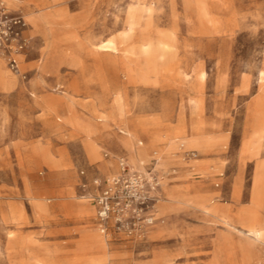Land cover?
I'll return each mask as SVG.
<instances>
[{
  "label": "rangeland",
  "instance_id": "obj_1",
  "mask_svg": "<svg viewBox=\"0 0 264 264\" xmlns=\"http://www.w3.org/2000/svg\"><path fill=\"white\" fill-rule=\"evenodd\" d=\"M6 1L30 40L19 72L0 52V264H264V0ZM133 124L165 139L160 200L102 231L91 181Z\"/></svg>",
  "mask_w": 264,
  "mask_h": 264
},
{
  "label": "built area",
  "instance_id": "obj_2",
  "mask_svg": "<svg viewBox=\"0 0 264 264\" xmlns=\"http://www.w3.org/2000/svg\"><path fill=\"white\" fill-rule=\"evenodd\" d=\"M27 25L20 12L0 0V52L14 72H19L18 57L29 44ZM117 164L115 173L92 179L91 197L102 231L110 222L116 231L133 234L153 223L164 177L153 163L134 167L121 156Z\"/></svg>",
  "mask_w": 264,
  "mask_h": 264
},
{
  "label": "bare ground",
  "instance_id": "obj_3",
  "mask_svg": "<svg viewBox=\"0 0 264 264\" xmlns=\"http://www.w3.org/2000/svg\"><path fill=\"white\" fill-rule=\"evenodd\" d=\"M15 1V0H14ZM48 19V18H47ZM112 104L115 106V109L111 110L110 113V117L112 119H119L123 116V108L121 105V94L117 93L113 99ZM121 132L123 133V130H121ZM127 133L132 134L134 141L137 139H140V134L145 135V142L138 140V142L142 143V147L141 146H136L135 144V151H130L128 153L129 155V160H130V164L132 166H134V164H138L141 160L142 157H144L148 151L152 150L153 152H155L157 149L162 150L165 147V143L162 137H159L157 135H154L152 133H149L144 127L139 126V125H129V128L127 129ZM172 135V134H171ZM171 135H169L168 137L171 138ZM135 143V142H134ZM90 147L92 148V152L94 154V156L97 154V150H98V145H93L89 143ZM156 147H158L156 149ZM136 167V166H134ZM256 182H258V180H256Z\"/></svg>",
  "mask_w": 264,
  "mask_h": 264
},
{
  "label": "crops",
  "instance_id": "obj_4",
  "mask_svg": "<svg viewBox=\"0 0 264 264\" xmlns=\"http://www.w3.org/2000/svg\"><path fill=\"white\" fill-rule=\"evenodd\" d=\"M27 17H28V19H29V21L31 22V23H33V24H35V25H37L38 27H40V23L38 22V19L36 18L37 16L35 15V13L34 12H32V13H29L28 15H27ZM97 138H98V135H95V136H92V137H87V138H84L83 140H82V142H83V146H84V148H85V150H86V152L89 154V155H91V156H94V154H93V152H92V148L93 147H90V146H88L89 145V143L90 144H92V146L95 144V145H98L97 144ZM49 159V158H48ZM116 161H115V159L114 158H110V159H106V160H104V161H102L101 162V166H102V169H103V171L104 172H106V173H108V174H111V172L112 171H114V170H116ZM143 165H144V163L142 164V162H140V164L138 165L139 167H143ZM115 173V172H114ZM113 174V173H112ZM82 207L83 206H81L80 208H79V211H81L82 210Z\"/></svg>",
  "mask_w": 264,
  "mask_h": 264
}]
</instances>
